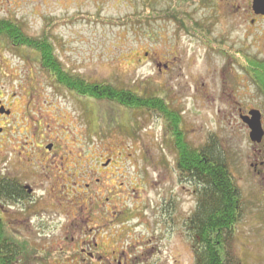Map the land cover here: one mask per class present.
Segmentation results:
<instances>
[{
    "label": "rangeland",
    "instance_id": "obj_1",
    "mask_svg": "<svg viewBox=\"0 0 264 264\" xmlns=\"http://www.w3.org/2000/svg\"><path fill=\"white\" fill-rule=\"evenodd\" d=\"M203 1L189 6L185 0H0V21L19 23L35 38L49 35L64 66L88 81L161 94L179 109L190 141L197 147L212 141L215 152L228 157L236 181L247 188L244 214L231 236L229 251L244 264H264V212L256 202L260 195H254L252 143L239 116L257 110L264 119V96L241 67L218 51H244L264 59V23H252L247 0ZM171 9L184 12L194 26L210 30L209 43L163 14L155 15ZM36 55L0 40V97L15 113L2 137L7 145L0 167L6 175H19L36 189L35 197L22 205L4 201L9 225L5 223L3 235L19 247L14 264H84L83 241L92 240L85 234L94 233L83 226L81 236L69 214H93L95 221L90 226H98V233L105 230L97 239L108 253L127 249V220L111 225L103 222V217L112 218L114 211L145 208L150 215L144 217H149L162 196L174 194L180 223L185 221L196 209L197 186L180 179L161 117L77 97L54 83ZM24 132L31 137L29 150L38 151L37 145L57 140L55 144L65 145L68 153L82 145L85 151L79 165L104 156L122 162L126 169L122 176H127L128 170L134 178L132 189H127L125 177L113 180L121 190L117 189L119 194L105 207L82 197H58V192L72 191L70 178L66 177L69 190L57 186L51 175L54 165L38 161L37 155L31 169L25 159L20 164L15 149H19L18 143H26V136L21 135ZM39 132L45 137L41 142L33 136ZM86 150L93 154L89 156ZM124 190L129 193L127 203ZM14 215L17 221L12 220ZM143 227L137 226L136 234L155 235V228ZM131 251L141 255L142 243ZM164 251L168 258L162 264H195L193 243L182 225L177 241L166 245Z\"/></svg>",
    "mask_w": 264,
    "mask_h": 264
},
{
    "label": "trees",
    "instance_id": "obj_2",
    "mask_svg": "<svg viewBox=\"0 0 264 264\" xmlns=\"http://www.w3.org/2000/svg\"><path fill=\"white\" fill-rule=\"evenodd\" d=\"M187 5L196 0H185ZM202 1V0H201ZM204 4L211 0H204ZM163 14L167 20L179 23L180 28L209 43L210 30L191 24L184 12L172 9ZM200 30V31H199ZM207 30V31H206ZM209 31V32H208ZM0 40H8L15 48H25L37 53L41 69L54 83L77 97L90 98L100 103L116 104L121 108L143 113L157 114L164 122V132L175 153V164L181 180H193L197 186V205L187 221V235L194 247L195 264H232L235 256L229 251L233 227L243 214V200L238 183L232 174L228 157L216 153L212 141L202 147L195 146L185 130L184 116L161 94L156 96L132 89L118 88L110 83L88 81L67 69L58 58L50 36H29L19 23L0 21ZM234 61L264 96V59L244 51L233 54L218 50ZM220 155V156H219ZM11 189H4L3 201L14 202ZM4 230V229H3ZM4 237L2 264H14L19 247ZM21 252H19L20 254Z\"/></svg>",
    "mask_w": 264,
    "mask_h": 264
},
{
    "label": "flooded vegetation",
    "instance_id": "obj_3",
    "mask_svg": "<svg viewBox=\"0 0 264 264\" xmlns=\"http://www.w3.org/2000/svg\"><path fill=\"white\" fill-rule=\"evenodd\" d=\"M253 2L254 0H247V4L250 9V15H252V23H258L262 22L264 23V15L260 14L257 15L253 9ZM241 7L237 8V13H240ZM80 101V99H78ZM251 111H248L247 113L240 112V120L242 121V117H246L249 115ZM14 112L12 109L7 106L6 102L3 100L2 97H0V161L3 159V149L7 145L4 143V140L2 137L5 136V134L8 132V129L10 127V122L12 120V117L14 116ZM243 123V121H242ZM262 127L264 130V119L261 118ZM246 125V124H244ZM248 128V126L246 125ZM27 131L26 133H28ZM249 132V138L251 141L252 151H253V161H251V167L253 169V175L252 178L254 180V195L257 192L258 195H260L259 202L256 201L257 204L261 207L259 208L261 211L264 212V136L262 140L259 142H253L251 140V133L248 128ZM26 133H22L21 135L26 136ZM41 133H34L33 136L38 137V140L44 139L45 137H40ZM31 137H25L26 143H24L23 146L19 145V149H15L17 152V160L20 164L25 163L24 159L26 160V163L28 167L31 169L33 165L35 164L32 159L38 156V161L46 163L48 166L54 165V171L51 172V175L54 174V181H57V186L65 185V189H70V187L67 185L66 177L68 176L70 178V185L72 191L71 192H58L56 195L58 197H74L75 199L80 200L82 198H86L88 200H94V203H96L98 206L105 207L106 202L108 204H111V200L114 198V196L118 195L117 189H120L119 187L115 186L116 182H113V180L117 181L118 177L122 176L123 171H125V167L120 161H115L110 156H104L102 159H97V161L90 163H86V165H79L83 162V151H85L82 148V145H79V149L76 150V152H67L65 145H56L53 142L50 145H37L38 151H35L33 147L29 150L30 147V140ZM28 140V141H27ZM55 140V139H54ZM9 141H12L9 139ZM41 142V140H39ZM28 147V148H27ZM33 149V150H32ZM88 155L90 156L93 154L92 150H86ZM37 155V156H35ZM86 155V156H88ZM96 155V154H95ZM88 156V157H89ZM97 156V155H96ZM94 156V158L96 157ZM98 157V156H97ZM176 163V162H175ZM174 163L176 170L178 171L177 165ZM66 164H69V168L65 167ZM179 172V171H178ZM148 173L145 172L144 179L147 181ZM143 176V175H142ZM147 176V177H146ZM127 179L128 187L127 189L131 190L132 187L130 186L133 184L134 178L131 175H128L127 170V176H122ZM79 180L78 182L74 180ZM187 182L191 184L192 186H196L193 180L188 179ZM238 183V182H237ZM123 186V184L121 185ZM239 189L241 191V196L243 200V214H244V206H245V195L246 189L244 188V185L242 183H238ZM11 189L12 196L14 197V202H16V205H22L25 200H29L35 197L36 195V189L31 186L26 181L22 180V178L19 175L9 176L4 173V169L0 167V264H2L3 260V254H4V226L7 220L5 219V211H7L3 196H4V189ZM78 190V191H77ZM124 197L127 203V196H129V193L127 195V190H124ZM197 192V189H196ZM104 197V201L102 204V200ZM13 202V203H14ZM89 211H95L93 207L89 208L86 207ZM125 210L122 211V213H118V211H114L112 213L113 217L109 219L104 218V224H115L116 220H127V251L125 249L116 248L113 249L110 253L108 251L103 250L100 246V243L98 242V235L105 230H103L101 233H98L99 230H96L98 226L92 225L90 226V223L95 221V218L93 217V214L91 213H74L69 214L70 218H73L75 222V227L78 228V231H81V236L84 234L83 226H85L88 229V232L94 233L92 236L91 234H85L88 238L91 237V241L88 245H86L87 242L83 241L85 243L81 249V253L86 258H81L84 264H88L89 260L90 264H93L96 262L97 264H162L167 256L165 254L167 253L164 251L166 249V245L170 244L174 239L177 241L178 239V232L180 229V225H182L184 231L187 233V221L191 218L193 213L182 223L179 219V205H178V198L175 197L174 194H172L170 197H163L160 199V203L157 207H153L154 211L151 216H145L147 219H145L144 215L148 214L147 209L145 208H139L136 207L134 211H127V207L124 208ZM106 212V211H105ZM105 214V213H104ZM242 214V215H243ZM68 215V214H67ZM150 215V214H148ZM105 216V215H104ZM144 218V219H143ZM18 216L14 215L12 220L17 221ZM62 219V218H61ZM240 221L237 223L240 224ZM8 224V223H6ZM236 224V225H237ZM9 225V224H8ZM144 225L143 229L146 227H153L155 228V235H151L150 238L143 234H136V227ZM236 225L233 227V234L236 232ZM133 227H135L133 229ZM236 227V228H235ZM101 228V227H100ZM75 239V238H74ZM84 239V238H82ZM13 243V247H16V243ZM136 243L138 245H141L143 247V251L141 255L135 254L131 251V247L136 245L133 244ZM163 249V250H162ZM98 256V261L96 260V257ZM111 258V259H110ZM232 264H244V261H241L240 258L237 257V260L234 259V263Z\"/></svg>",
    "mask_w": 264,
    "mask_h": 264
},
{
    "label": "water",
    "instance_id": "obj_4",
    "mask_svg": "<svg viewBox=\"0 0 264 264\" xmlns=\"http://www.w3.org/2000/svg\"><path fill=\"white\" fill-rule=\"evenodd\" d=\"M253 9L257 15H264V0H254ZM261 118L262 115L259 111H251L250 116L242 117L243 122L251 130V140L253 142H260L264 136Z\"/></svg>",
    "mask_w": 264,
    "mask_h": 264
}]
</instances>
